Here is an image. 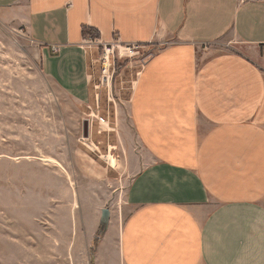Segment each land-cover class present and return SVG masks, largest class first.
<instances>
[{
  "label": "crops",
  "instance_id": "obj_1",
  "mask_svg": "<svg viewBox=\"0 0 264 264\" xmlns=\"http://www.w3.org/2000/svg\"><path fill=\"white\" fill-rule=\"evenodd\" d=\"M0 10L15 12L42 72L78 104L96 66L86 32L152 51L128 105L129 212L110 211L95 264H264V0H0Z\"/></svg>",
  "mask_w": 264,
  "mask_h": 264
},
{
  "label": "rangeland",
  "instance_id": "obj_2",
  "mask_svg": "<svg viewBox=\"0 0 264 264\" xmlns=\"http://www.w3.org/2000/svg\"><path fill=\"white\" fill-rule=\"evenodd\" d=\"M14 16L0 10V264H95L102 209L129 212L128 105L142 65L121 62L109 84L95 66L90 101L78 104L42 72Z\"/></svg>",
  "mask_w": 264,
  "mask_h": 264
},
{
  "label": "built area",
  "instance_id": "obj_3",
  "mask_svg": "<svg viewBox=\"0 0 264 264\" xmlns=\"http://www.w3.org/2000/svg\"><path fill=\"white\" fill-rule=\"evenodd\" d=\"M82 47L90 52H96L94 63L98 66V77L101 84H109L112 81L115 72L121 67V62H126V65L134 63L143 65L147 51L146 45L125 42L117 35L111 41L106 42L91 33L84 34ZM54 48L58 50V47ZM91 115L95 116L94 111ZM99 121L101 124L107 123L103 117H100Z\"/></svg>",
  "mask_w": 264,
  "mask_h": 264
},
{
  "label": "water",
  "instance_id": "obj_4",
  "mask_svg": "<svg viewBox=\"0 0 264 264\" xmlns=\"http://www.w3.org/2000/svg\"><path fill=\"white\" fill-rule=\"evenodd\" d=\"M148 59L143 61V64L147 62ZM89 131H90V122L89 120H85L83 123V137L88 139L89 138ZM109 217H110V210L109 208H105L102 210L101 214V229H100V236L106 231L109 225Z\"/></svg>",
  "mask_w": 264,
  "mask_h": 264
},
{
  "label": "trees",
  "instance_id": "obj_5",
  "mask_svg": "<svg viewBox=\"0 0 264 264\" xmlns=\"http://www.w3.org/2000/svg\"><path fill=\"white\" fill-rule=\"evenodd\" d=\"M86 33H91V34H94V35H96V32H92V31H91V32H86Z\"/></svg>",
  "mask_w": 264,
  "mask_h": 264
}]
</instances>
